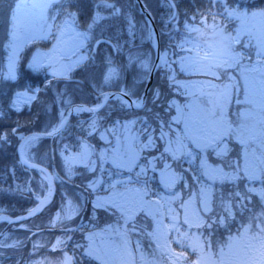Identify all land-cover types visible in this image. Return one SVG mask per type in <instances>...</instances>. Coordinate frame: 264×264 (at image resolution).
Returning <instances> with one entry per match:
<instances>
[{
    "label": "snow or ice",
    "instance_id": "6c2138e0",
    "mask_svg": "<svg viewBox=\"0 0 264 264\" xmlns=\"http://www.w3.org/2000/svg\"><path fill=\"white\" fill-rule=\"evenodd\" d=\"M165 3L160 33L147 3L139 19L126 0L0 10V80L17 81L0 95V144L18 145L0 193L33 205L15 218L0 208V249L26 247L17 225L37 235L28 218L50 209L59 182L60 264H264V0ZM42 91L41 127L25 134L10 114Z\"/></svg>",
    "mask_w": 264,
    "mask_h": 264
},
{
    "label": "trees",
    "instance_id": "16d2710c",
    "mask_svg": "<svg viewBox=\"0 0 264 264\" xmlns=\"http://www.w3.org/2000/svg\"><path fill=\"white\" fill-rule=\"evenodd\" d=\"M142 1L143 3H147L149 5L150 8L149 11L151 12L152 17H154L158 30L161 31V26L165 24V11L167 8L165 0H142ZM179 1L182 9H188L190 6L195 7L198 3V0H179ZM8 2H10V0H5L3 4H0V10L5 9L6 4ZM126 2H130V4L132 5V12L134 14H137L138 19L141 18L140 15L141 11L137 2L135 0H126ZM93 3L94 0H81V4L84 11H88ZM25 71H29L26 65L23 66L20 72L22 74ZM32 76L34 78L39 77V79L43 78L42 74H38V73H32ZM39 79L30 80L27 83L32 87H36L39 86ZM155 83H156V79L154 80V85ZM16 84L17 81L0 80V95H7L11 90L15 88ZM47 99L48 97L42 91L40 95L39 105H37L36 102H33L31 108L25 106L19 113H17L13 109L12 113L10 114V119L8 122H10L11 120H17V119L20 120L21 124L25 125V127L21 129V131H24L25 134H29L26 131L27 128L38 129L39 127H41V123L34 119V114L37 111H41V112L43 111V106ZM2 119L3 118L0 117V120ZM52 146H53L52 140L45 139L42 141L41 154L37 156L38 162L45 163V159H47L46 153L51 149ZM17 157H18V145L16 144L15 139L10 145L0 144V169L5 168L6 166H11L12 163L17 159ZM0 187H6V185L0 184ZM59 190L60 187H58V191L56 193V196L53 200L50 209L48 211L43 212L36 218H34V221L38 220L40 223L46 222L45 224H41L38 226L40 231L37 233V235L33 236L30 233H27L24 230L19 229L18 225L16 226V230H15L16 236H22V239H24L26 235L28 236V240L26 241V247L20 250L19 252L12 251V254L6 256V258H2L3 260H1L2 261L1 264H13L14 260H19V258L23 255L25 259L20 261V264H27V262L32 258V256L30 255L31 245L29 246L28 244H30L31 241H33L34 237L38 236L39 234H44V236H48L50 240H53L56 237V235H59L60 229L55 228V226L53 227L52 225L49 224V217L52 216L53 213L57 210V206L59 204V199H60ZM32 206H33L32 198L29 196L27 192L20 193L13 191L7 193H0V208L7 209L8 214L13 215V217H15L16 214L24 212V209ZM81 219L85 225L88 223L87 219L84 218ZM28 222H30V220L27 221V223ZM74 226L76 225L74 224ZM3 230H8V226L4 225ZM1 238L2 237H0V239ZM73 239L77 241L80 240V233L77 232L73 237ZM59 250L61 251V249ZM67 252H69V254H73L71 250H67Z\"/></svg>",
    "mask_w": 264,
    "mask_h": 264
},
{
    "label": "rangeland",
    "instance_id": "374dc122",
    "mask_svg": "<svg viewBox=\"0 0 264 264\" xmlns=\"http://www.w3.org/2000/svg\"><path fill=\"white\" fill-rule=\"evenodd\" d=\"M77 78L80 79V77H78V76H77ZM46 155H47V153H46ZM47 163H48V160L45 159V163L43 162V164H47ZM57 186L60 187L58 182H57ZM45 223L46 222H44V223L41 222L40 223L38 220L34 221V218H33V219L30 220V222H28V226L32 227V230L34 232L38 233L40 231L38 226L41 225V224H45ZM69 226L75 227L74 224H70ZM55 228L60 229V233H59V235H56V237L54 236L55 238L53 240H50V238H48V236H44V234H39L38 236L34 237L33 241H37L41 245V248L38 250V254L37 255H34V256L31 255V253L33 251L32 250V243L28 244L29 246L31 245V249H30V255L32 256L31 259H44L46 262H49V264H60V262L63 260V253H62V251L59 250V249H61V246L56 245V239L57 238H62L63 237V233L61 231V226L60 225H55ZM21 230H23V229H21ZM18 237H21L20 239H22V236H18ZM0 252L3 253V255H0V264L2 262L1 260H3L2 258H6V256L12 254V250H4V249H2V250H0ZM67 254L68 255H72V254H69V252H67ZM24 259L25 258H24V255H23V256H21L19 258V261H22Z\"/></svg>",
    "mask_w": 264,
    "mask_h": 264
},
{
    "label": "flooded vegetation",
    "instance_id": "af4514ba",
    "mask_svg": "<svg viewBox=\"0 0 264 264\" xmlns=\"http://www.w3.org/2000/svg\"><path fill=\"white\" fill-rule=\"evenodd\" d=\"M137 2V1H136ZM141 2L143 3V1L141 0ZM180 2V1H179ZM137 4H138V2H137ZM139 5V4H138ZM139 7H140V5H139ZM150 9V8H149ZM148 9V10H149ZM140 11H141V7H140ZM159 31V33H160V30H158ZM137 43L139 44L140 43V41H137ZM151 46V42H149V41H144L143 42V44L141 45V47H142V49H144V50H147L149 47ZM75 79L76 80H80L79 78H77V77H75ZM53 168H55V163L53 164ZM59 183V182H58ZM76 183H78V181H76ZM57 189H58V186H57Z\"/></svg>",
    "mask_w": 264,
    "mask_h": 264
},
{
    "label": "water",
    "instance_id": "95a60500",
    "mask_svg": "<svg viewBox=\"0 0 264 264\" xmlns=\"http://www.w3.org/2000/svg\"><path fill=\"white\" fill-rule=\"evenodd\" d=\"M137 2H138V4L140 5V7L142 6V2H141V0H136ZM153 24H154V21H153ZM155 26V25H154ZM158 33V32H157ZM153 81H154V76H153V79H152V84H153ZM38 215H40V214H38ZM38 215H36V216H38ZM35 216V217H36ZM35 217H30V218H28V221L29 220H31V219H33V218H35ZM13 218H15V217H13Z\"/></svg>",
    "mask_w": 264,
    "mask_h": 264
}]
</instances>
